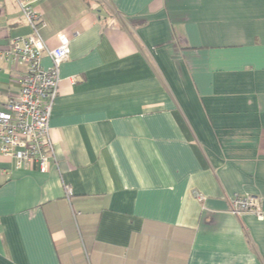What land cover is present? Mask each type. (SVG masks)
<instances>
[{
	"label": "crops",
	"instance_id": "0c3cea01",
	"mask_svg": "<svg viewBox=\"0 0 264 264\" xmlns=\"http://www.w3.org/2000/svg\"><path fill=\"white\" fill-rule=\"evenodd\" d=\"M33 4L69 52L48 171L0 156V264H264V217L231 211H264V0ZM30 32L0 0V110L24 71L1 54Z\"/></svg>",
	"mask_w": 264,
	"mask_h": 264
},
{
	"label": "built area",
	"instance_id": "2783aa9c",
	"mask_svg": "<svg viewBox=\"0 0 264 264\" xmlns=\"http://www.w3.org/2000/svg\"><path fill=\"white\" fill-rule=\"evenodd\" d=\"M34 0H15L22 17L31 27L27 36L14 37L1 56L10 62L24 66L17 78L19 90L9 97L0 110V156L13 162L16 168H35L47 172L54 157L49 136V118L58 94L59 66L69 52V33H57V45L48 47L40 35L44 25L42 14L33 4ZM46 54L49 66L40 65ZM67 197L71 195L64 186ZM196 196L200 197L196 193ZM231 211L237 215L250 212L258 219L264 217L261 198L257 195H234Z\"/></svg>",
	"mask_w": 264,
	"mask_h": 264
}]
</instances>
